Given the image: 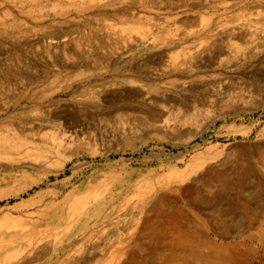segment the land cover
I'll use <instances>...</instances> for the list:
<instances>
[{"label": "rangeland", "instance_id": "rangeland-1", "mask_svg": "<svg viewBox=\"0 0 264 264\" xmlns=\"http://www.w3.org/2000/svg\"><path fill=\"white\" fill-rule=\"evenodd\" d=\"M128 6L141 16L113 15ZM184 35L186 42L176 48L167 44ZM168 53L185 62L182 68H174ZM99 55L105 57L102 63L94 58ZM0 56L3 133L6 128L30 133L32 151L39 157L35 167L0 157V177L5 179L0 181V231L17 234L5 239L6 248L0 250L26 253L31 231L33 235L38 227L48 226L47 238L56 243L80 235L84 218L75 213L74 220L42 221L38 227L2 219L7 210L28 212L26 203L49 190L62 189L59 200L73 191L77 200L86 190L105 187L107 197L121 195L124 202L125 195L136 201L160 184L176 186L175 180H210L217 192L223 186L219 177H230L229 187L237 188L238 180L264 172V0H0ZM69 67L100 72L91 84L103 87L85 80L68 86L65 79H26ZM88 86L101 88L92 100ZM221 111L230 116L210 125ZM39 178L45 183L12 194V188ZM245 197L254 217L264 211V192ZM236 199L212 194L211 199L178 201H187L186 211L209 227L202 231L210 240L256 250L264 240L258 244L246 236L261 230L264 222L249 224L242 211L227 210L233 202L242 206ZM125 217L109 218L106 229L99 223L83 227L88 240L78 237L71 253L55 252L35 264H115V241L126 232ZM143 242L144 250L134 249V264H181L166 261L165 250L153 238ZM96 253L103 258L93 259ZM3 263L11 264L0 259Z\"/></svg>", "mask_w": 264, "mask_h": 264}, {"label": "bare ground", "instance_id": "bare-ground-1", "mask_svg": "<svg viewBox=\"0 0 264 264\" xmlns=\"http://www.w3.org/2000/svg\"><path fill=\"white\" fill-rule=\"evenodd\" d=\"M178 2H179V0H178ZM114 12H113L114 13L113 15H121V16L123 15L124 17L129 18V19H136V17L141 16L138 12L131 9L130 6H128V8H126L125 10H122V11L118 10V12H116V11H114ZM145 16H146V14H145ZM124 17H123V19H126ZM146 18H148V16ZM142 20H146V19H142ZM140 28L141 27H139L138 29H140ZM144 28H146V27H144ZM213 29H215V28H213ZM120 30H121V27H120L119 31ZM122 31H123V28H122ZM121 33H123V32H121ZM124 33H125V31H124ZM179 39L180 40H177V39L168 40L167 44L171 43V44L175 45V48H176L177 46H179L180 43L186 42V40H187L185 35L180 36ZM187 43H185V44H187ZM77 45H79V44H77ZM48 48H49V46H48ZM175 48H174V50H175ZM77 49H79V48H77ZM173 52L175 53V51H173ZM173 52H171V53H173ZM169 55L171 56L170 61L174 65V68L175 69L182 68L181 66L185 62H178L177 61L178 59L173 57L175 54L172 55V54L168 53V56ZM8 56H10V55H8ZM48 56H50V55H48ZM94 58L98 62H101V63H102V61L105 60V57L100 56V55L95 56ZM93 62H95V61H93ZM97 64H99V63H97ZM112 66H114V65H112ZM102 72H104V71H102ZM21 75H23V74H21ZM101 76H102V74L100 72L88 71V70H85L82 68L80 70H77V69H73V68L69 67V68L58 69L56 71L45 70L44 72L40 73L38 76L26 77V79H28L31 82H37V81L39 82L42 80H49V79L55 80V81H58L60 79H65V80L69 81L68 86L71 85V82L85 80L88 83L90 82L89 83L90 86L95 87L96 84L97 85L100 84V86L103 87L104 83L97 82V83L91 84V82H93L94 79L100 78ZM14 77H16V76H14ZM21 77H24V76H21ZM0 82L3 83V81H0ZM105 82H106V80H105ZM5 85L10 87L9 85H7V83ZM88 89L90 90L89 91V93H90L89 97L91 98L90 100H92L93 97L97 96L98 93L101 91L100 87L91 89L88 86ZM84 94H86V93H84ZM18 99H20V98H18ZM5 103H7V102H5ZM36 103H38V102H36ZM224 106H225V104H224ZM229 114H230V112H224L223 113V111H221L220 115L217 114V115H219L218 117H216L214 115L216 118H213L212 121L210 120L211 121L210 125H214L215 122L218 120V118L225 119ZM8 127L10 128V125ZM206 128L207 127H205V129ZM3 129H4L3 125L0 124V131H1L0 132V148L4 150V152L0 153V157L5 158L12 163H16V162L22 163L23 161H25V165L30 166V167L31 166L35 167L34 161L37 162V160H39V157L36 156L37 153L35 154L32 151L33 141L31 139V134L27 133V132L26 133L23 132L22 134H19L17 131L12 130V129L10 131L7 128H6L7 132L5 131L3 133ZM4 180H3V178L0 177V181H4ZM209 181L210 180H184V179L183 180H175V182H177L176 186L170 182L167 184L166 183L160 184L159 186H157L154 189L151 188L149 193L144 194L143 196H141L140 199H138L136 201L131 200V198H129L130 196L127 197L124 195V198H123L124 202H122V200L120 199L121 195L110 194L107 197V194L105 192L106 188L105 187L102 188L103 186L101 187L102 189L99 188V190L98 189L93 190L92 192L90 190L89 191L86 190L85 193H81L82 195L78 196L79 198L77 200H76V198H74L76 195H75V192L73 193V191L65 193L63 195L62 199L59 200L61 194H63L62 191H60L62 189H60V190H49L44 195H42L40 199H38L36 201L29 200L26 203V210H28V212L8 211L6 209L7 212H5V213L3 212V214L1 213L2 219L4 218V219H6V221H13V222H16L18 224H21L23 222H25V223L26 222H30V223L32 222L36 225V227H38L42 221H46V223L51 222L53 224L54 223H60L61 221H63L64 217H68V216L71 217L75 213V214L82 215L84 218L83 219V225L81 226V228H79L77 230V232L80 233V235L78 234V236H77L75 234V235L69 237L67 241L60 240L59 242L56 243V241L54 239L49 240L47 238L48 232H45V229L48 226L41 227V228L38 227L37 231L35 233H33V235H32V231H31V236H30L29 241H28L26 253H22V254H20L19 252L8 253V252H6V249H1L0 250V259H3L7 262H11V264L14 262H20L21 264H35L37 262H41L40 260H42L44 258H46V259L51 258L55 252H60L62 254L67 255V253L69 251H70L69 253H71V250L73 249V246H74L73 245L70 247V245L72 243L75 244V242L77 241L76 239L78 237L84 238L86 240L89 239L88 236L90 235V233L85 231L87 228L83 229V227L90 225L92 223H94V224L99 223V224L104 225L103 227L102 226H100V227H102V228L105 227V229H106V227H107L106 221L109 218H111V219L117 218L118 219V218H120L121 215H127L129 217H125V218H127L126 228H125L126 232L122 233L123 236L120 238L118 237V240L115 241V242H117L116 246L118 247L117 250H115L118 254V258H117L115 264H134L136 262V253H135L134 249L138 248V249L144 250L145 246L143 244L144 243L143 239L147 238V237L153 238L156 241L157 246L161 247L162 249L165 250L164 252L166 253V255L164 257H165V260L168 262H173V261L177 262L179 260L181 264H184V263L185 264H255L256 262L258 264H263L264 263V242H263V240H264V229L263 228L264 227L261 230H259L257 233L256 232H249L246 236L248 240L258 241V244H259V241L263 242V243L259 244L258 249H256V250L251 249V247H249L248 245L246 247H240L238 244L231 243V242L228 246H226L225 244L222 245V244H219V243L212 241V239L210 240V238L206 234V232L202 231L203 229H209V227L206 226V224L202 221L201 218H199V216L197 214L193 213L190 215L186 211L187 208L185 209V207L187 206V204H186L187 201L186 202H179L178 199H182V200H189L192 198H194V199H197V198L211 199L212 194L219 195L220 197H226L227 199L238 198L236 200L237 201L242 200L241 201L242 206H238V204L233 205L234 202L232 200L233 203H231V205H229L227 210H229L231 212L242 211L241 216L243 218H246V220L248 221L249 224L254 223L255 221L263 223L264 222V211L263 212H256L255 217H254L253 213L252 214L249 213L250 206L243 202L244 201L243 198L245 196L250 197V198H255V197H257L258 194H261L262 192H264V172L257 170V171H255V173H253V176H251L250 178L247 177L246 180H238V182L240 183V186L237 188H230L229 187L231 182H232V180H230V177H225V176L219 177L218 182H220L223 186L220 189H218L217 192H215L212 189V186L209 183ZM23 182H24V180H23ZM157 182H158V180H157ZM198 182L201 183L203 186L199 187ZM43 183H45V180H43L42 178L28 180V183H25L22 186L15 188V189L12 188V194L19 195L22 192L27 191V189L32 187L33 185L43 184ZM93 189H94V187H93ZM91 190H92V188H91ZM139 194H140V192H139ZM262 208H263V206H262ZM30 210H32V211H30ZM34 214L38 215L37 218L35 217ZM47 216H50V217H48L46 220H43ZM76 216H78V215H76ZM74 219H75V217H74ZM74 219H73V217H71V220H74ZM71 220H70V222H71ZM217 220H219L220 223L223 222V219L221 216L218 217ZM2 221H4V220H2ZM5 223H7V222H5ZM30 223H28V224H30ZM7 224L4 226L8 227ZM230 224H231L232 228H235L237 226L236 221L231 222ZM67 225H66V227H64L65 230H66V228L69 227V226L67 227ZM214 226H215V227H213L214 229L212 227L210 229H213L214 234L218 235V231H217L218 227L216 225H214ZM98 228H99V226H98ZM58 229H55V231L57 232ZM105 229H103L104 234H106ZM200 231L203 232L202 235H200ZM109 232H110V230H109ZM197 232H199V234ZM112 233H113V231H112ZM197 234H198V236H197ZM16 235L15 234H9L8 230H7V232L0 231V248H6V247H4L5 244L3 243L5 241V239L13 238ZM23 235H26V234L24 233ZM55 235H57V234L55 233ZM28 237H27V239H28ZM56 237H55V239H56ZM210 237H212V236H210ZM104 238L105 237H103V239ZM100 239H98V240H100ZM111 246H113V244ZM153 247H155V246H153ZM151 249H153V248H151ZM77 250L78 249H75L76 252H77ZM106 251H104V252H106ZM108 251H110V249ZM98 254L96 253L95 256H93L94 254H92L93 259L99 258L100 256ZM111 254L112 253H110V255ZM117 254H112V256H115ZM124 254H126V256L128 255V259L123 261L121 258ZM62 256H61V258H62ZM68 256H69V254H68ZM68 256H65V257H68ZM100 258L102 259L103 256Z\"/></svg>", "mask_w": 264, "mask_h": 264}]
</instances>
